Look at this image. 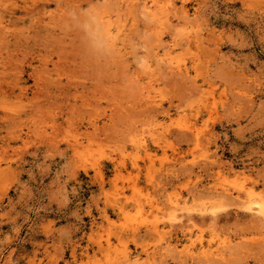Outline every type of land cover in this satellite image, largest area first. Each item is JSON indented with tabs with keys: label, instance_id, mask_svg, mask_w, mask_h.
I'll list each match as a JSON object with an SVG mask.
<instances>
[{
	"label": "rangeland",
	"instance_id": "obj_1",
	"mask_svg": "<svg viewBox=\"0 0 264 264\" xmlns=\"http://www.w3.org/2000/svg\"><path fill=\"white\" fill-rule=\"evenodd\" d=\"M120 1L0 0V264H264V0Z\"/></svg>",
	"mask_w": 264,
	"mask_h": 264
},
{
	"label": "bare ground",
	"instance_id": "obj_2",
	"mask_svg": "<svg viewBox=\"0 0 264 264\" xmlns=\"http://www.w3.org/2000/svg\"><path fill=\"white\" fill-rule=\"evenodd\" d=\"M4 1V0H3ZM58 1V0H57ZM61 1V0H60ZM121 1H123V0H121ZM120 1V2H121ZM125 2H123V3H127V5L129 6V5H136L137 3H139L140 1V3H141V6H139V7H141L142 8V10H141V8H140V10H139V13H140V11H141V13H143V16H146V19H149L148 21H151V24H152V22H154V24L155 23H160L161 25H164V28H165V24H167V23H169L170 22V15H171V11H172V9H173V6H174V1L173 2H168V3H166V1L165 0H124ZM36 2V1H35ZM74 2H75V0H74ZM56 3H58V2H56ZM117 5H119V1H117ZM1 4H2V2L0 3V6H1ZM74 4V3H73ZM3 5V4H2ZM126 5V4H125ZM137 5H139V4H137ZM37 5H35V7H36ZM121 6V5H120ZM61 7V6H60ZM125 7V6H124ZM116 8V7H115ZM117 8H118V6H117ZM121 8H122V6H121ZM130 8V7H129ZM107 9V8H106ZM135 9H137V6L135 7ZM182 9V17H183V20H184V22H185V25H189L186 29H187V33L189 34V38H190V43H198L199 41H200V36L198 35V33H195L196 32V30L194 29V27H192L193 26V24L196 22L193 18V20L195 21V22H192V20H191V17H192V15L190 14V12L189 11H187V9L185 8V7H183V8H181ZM181 9H180V12H181ZM109 10V12H110V9H108ZM128 10V9H127ZM174 10H176V9H174ZM4 11V10H3ZM105 11V10H104ZM176 11H179V10H176ZM0 12H1V10H0ZM114 12V11H113ZM112 11H111V13H113ZM125 12V11H124ZM133 12L135 13V12H137L136 10H133ZM108 13V12H107ZM110 13V14H111ZM115 13H117V12H115ZM121 12H118L117 13V15L115 16V17H118V18H120L119 16L121 15L120 14ZM123 13V12H122ZM126 13V12H125ZM125 13L123 14V16L124 17H127L126 15H125ZM119 14V15H118ZM128 14V13H127ZM129 14H130V12H129ZM136 14V16L135 17H137V13H135ZM134 14V15H135ZM172 16H174V15H172ZM51 17V16H50ZM99 17H100V15H99ZM123 17V18H124ZM129 17H131L130 15H129ZM179 17V16H178ZM138 18V17H137ZM177 18V17H176ZM197 18V17H196ZM105 19L106 18H104V17H101V20H100V22L99 23H101L103 26H104V29L102 30V27H101V32L102 33H104V36H107L108 38H111V39H113L114 41H116V39L118 38V35H120L121 34V29H122V27H120V25L119 26H117V24L114 22V21H112V20H107V21H105ZM125 19H127V18H125ZM139 19V18H138ZM137 19V20H138ZM128 20H129V18H128ZM178 20L180 21V18H178ZM182 20V19H181ZM125 21V20H124ZM198 22V21H197ZM51 23V22H50ZM99 23H98V25H99ZM123 23V22H122ZM131 23V22H130ZM139 23V22H138ZM100 24V25H101ZM180 24V23H179ZM197 24V23H196ZM99 25V26H100ZM167 25H169V26H172V25H170V23L169 24H167ZM166 25V27H169V26H167ZM0 26H3V25H0ZM153 26V25H152ZM156 26H158L159 27V25H157L156 24ZM124 27V26H123ZM155 28V27H154ZM157 28V27H156ZM129 29V28H128ZM139 29V28H138ZM133 30H135V29H132V31ZM124 31V30H123ZM180 33H182V32H180ZM179 34V33H178ZM103 36V37H104ZM105 38V37H104ZM129 39V38H128ZM185 39V38H184ZM187 39V38H186ZM183 40V39H182ZM188 40V39H187ZM156 41H158V42H161V39H159V40H156ZM158 42H156V43H158ZM187 44H189V41H188V43ZM162 46H163V44H161ZM165 46V45H164ZM118 47V46H117ZM157 47H161L160 46V44L158 43V46ZM129 48V47H128ZM167 49H168V46H167ZM175 49H176V47H175V45H172L171 46V48L169 49V51H168V53L166 54V56H165V58L164 59H166V62H168L167 63V65L169 64V67L171 68V70L173 71V72H176V73H171V75L173 74H181L183 77H185V75H187V76H189L192 72H190L191 70H189V68H188V66L186 65V63L185 62H183V60H181L180 58H178V56H177V54H176V52H175ZM158 50V49H157ZM163 50H165V48L163 49ZM160 51V50H159ZM166 52V51H165ZM179 52V51H178ZM163 55V54H162ZM159 58V57H158ZM161 59V58H160ZM159 60V59H158ZM162 60H160V62H161ZM159 62V63H160ZM162 64V63H161ZM163 64L165 65V63L163 62ZM168 72H169V70H168ZM180 75V76H181ZM186 78H188V77H186ZM191 78V77H190ZM196 80V79H195ZM21 90V89H20ZM147 98V97H146ZM10 115V114H9ZM181 203V202H180ZM186 204V203H185ZM177 206H178V204H176ZM183 205H184V203H183ZM187 205V204H186ZM181 206V205H180ZM188 206V205H187ZM180 208H184V207H180ZM186 208V207H185ZM190 208V207H189ZM187 209V208H186ZM193 209V208H192ZM252 211H254V209H252V208H250ZM185 210V209H184ZM184 210H182V211H184ZM189 210V209H188ZM188 210H186V211H188ZM195 210V209H194ZM193 210V211H194ZM190 211V210H189ZM193 211H191L190 213H193ZM199 211H201V212H204V213H206L207 211H208V208L207 207H204V208H202V209H200ZM257 212L259 213V214H261V216L263 217V220H264V205H259L258 207H257ZM194 215V214H193ZM191 216H192V214H191ZM191 220H193L192 218H190ZM131 227H133V226H131ZM136 227V226H135ZM158 227V226H157ZM156 227V228H157ZM126 229H128V227L126 228ZM129 230V229H128ZM136 230H137V227H136ZM136 230L134 231V232H136ZM153 231H154V227H153V229H152ZM161 230V229H160ZM126 231V230H125ZM133 230H131V232H132ZM156 231V230H155ZM125 233V232H124ZM129 233V232H128ZM127 233V234H128ZM137 233V232H136ZM193 243V242H192ZM223 243H226L225 241L223 242ZM202 244V243H201ZM111 245V244H110ZM195 245V243H193L192 244V246H194ZM210 245H211V243H210ZM100 246H101V244H100ZM202 246H204V244L202 245ZM102 247V246H101ZM210 248L206 251V249L204 250V249H202V248H204V247H202L201 249L202 250H204V252L206 253V255H209V256H212L213 254H217L218 252H220V251H218L217 252V250H216V252L214 251V250H212V247L211 246H209ZM114 248V247H113ZM215 254V255H216ZM219 254V253H218ZM129 255V254H128ZM220 255V254H219ZM120 256V255H119ZM125 256H126V254H125ZM116 257V256H115ZM117 257H118V254H117ZM119 258V257H118ZM121 258H122V256H121ZM130 259V258H129ZM128 259V260H129ZM117 260V259H116ZM126 260V259H125ZM130 261V260H129ZM110 263L109 264H113L114 262L111 260V261H109ZM119 262V261H118ZM122 262V261H121ZM131 262V261H130ZM128 264H129V262H127ZM125 264H126V262H125ZM131 264V263H130Z\"/></svg>",
	"mask_w": 264,
	"mask_h": 264
}]
</instances>
